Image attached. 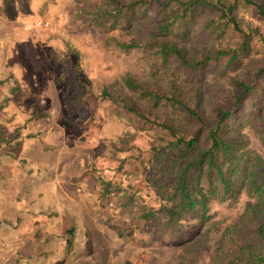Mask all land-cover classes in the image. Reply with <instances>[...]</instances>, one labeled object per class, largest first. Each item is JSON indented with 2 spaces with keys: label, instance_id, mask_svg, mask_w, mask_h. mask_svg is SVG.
I'll return each mask as SVG.
<instances>
[{
  "label": "rangeland",
  "instance_id": "1",
  "mask_svg": "<svg viewBox=\"0 0 264 264\" xmlns=\"http://www.w3.org/2000/svg\"><path fill=\"white\" fill-rule=\"evenodd\" d=\"M150 1L147 14L155 15L157 0ZM102 2L0 0V100L18 88L0 117V264H181L189 251L206 264L202 242L178 243L141 218L143 206L162 208L151 182L167 136L153 122L175 113L130 97L121 78L146 81L157 72L199 80L200 115L212 125L218 107L233 108L240 81L254 83V100H264V19L241 4L236 28H208L202 17L177 21L174 30L195 58L221 50L219 59L192 70L142 47L118 48L116 42H139V27L101 28L95 15ZM118 98L135 103L145 118ZM239 110L247 115L249 100ZM201 124L190 123L189 133ZM251 132L249 148L260 150ZM40 182L53 193L45 196ZM251 200L247 193L232 204L213 198L199 232L236 223Z\"/></svg>",
  "mask_w": 264,
  "mask_h": 264
},
{
  "label": "trees",
  "instance_id": "2",
  "mask_svg": "<svg viewBox=\"0 0 264 264\" xmlns=\"http://www.w3.org/2000/svg\"><path fill=\"white\" fill-rule=\"evenodd\" d=\"M151 2L103 0L96 11L95 23L106 31L137 25L141 40L116 42L118 48L128 52L142 47L163 63L175 59L182 68L192 70L219 59L221 50L214 56L206 53L195 58L174 30L177 21L202 17L208 28L217 27L219 31L223 29L219 28L221 25L236 28V10L241 4L252 7L264 19V5L258 0H157L154 1L155 15L147 14ZM246 47L244 40L242 51ZM238 57L234 51L231 58ZM154 74L157 72L146 81L130 73L121 78L130 97L135 96L150 109L169 108L175 113L153 122L167 136L163 150L156 154V161L161 164L153 165L157 179L151 182L152 186L156 185L162 208L158 211L143 206L140 214L143 222L154 226L159 235L170 236L178 243L191 240L193 247L202 242L206 264H264V100H254L257 86L240 81L241 90L234 97L233 108L218 107L216 121L210 125L200 115L203 89L199 80L186 82L176 75L163 79ZM17 90V87L11 88L9 95L0 100V117ZM102 93H106L104 89ZM118 99L124 109L145 118L135 103ZM245 100H249L250 110L243 116L237 108ZM178 113L183 118L176 119ZM254 119L258 126L251 125ZM189 121L202 124L191 134ZM251 131L261 143L260 150L249 148ZM1 134L0 128V141H3ZM243 193L252 200L245 204L236 223L222 229L211 227L205 234L199 232L200 226L209 219L213 198L232 204ZM186 253L180 255L181 264L198 263L199 257L193 256L195 252Z\"/></svg>",
  "mask_w": 264,
  "mask_h": 264
},
{
  "label": "crops",
  "instance_id": "3",
  "mask_svg": "<svg viewBox=\"0 0 264 264\" xmlns=\"http://www.w3.org/2000/svg\"><path fill=\"white\" fill-rule=\"evenodd\" d=\"M26 142H25V140H23V142H22V144L24 145V146H26V144H25ZM37 166H38V164H37ZM39 185H41V189L43 190V189H45V196H49L51 193H53V192H51L50 193V187L49 186H47V183H39L37 186H39ZM47 186V187H46ZM41 190H40V188L39 187H35L34 188V192L32 193V197L34 198V197H36L37 196V194L40 192ZM48 192V193H47ZM57 192V191H56ZM37 198V197H36ZM36 206H38V205H36Z\"/></svg>",
  "mask_w": 264,
  "mask_h": 264
},
{
  "label": "built area",
  "instance_id": "4",
  "mask_svg": "<svg viewBox=\"0 0 264 264\" xmlns=\"http://www.w3.org/2000/svg\"><path fill=\"white\" fill-rule=\"evenodd\" d=\"M49 22H44V26H48Z\"/></svg>",
  "mask_w": 264,
  "mask_h": 264
}]
</instances>
